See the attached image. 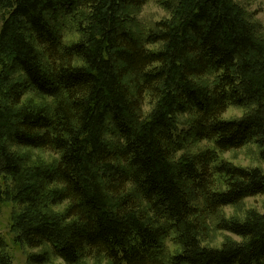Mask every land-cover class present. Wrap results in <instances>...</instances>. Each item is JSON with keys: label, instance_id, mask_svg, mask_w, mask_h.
Wrapping results in <instances>:
<instances>
[{"label": "trees", "instance_id": "trees-1", "mask_svg": "<svg viewBox=\"0 0 264 264\" xmlns=\"http://www.w3.org/2000/svg\"><path fill=\"white\" fill-rule=\"evenodd\" d=\"M151 1L169 16L141 26ZM0 24V200L31 264H264V213L221 216L264 196L262 168L222 157L264 163V39L239 3L0 0Z\"/></svg>", "mask_w": 264, "mask_h": 264}, {"label": "rangeland", "instance_id": "rangeland-1", "mask_svg": "<svg viewBox=\"0 0 264 264\" xmlns=\"http://www.w3.org/2000/svg\"><path fill=\"white\" fill-rule=\"evenodd\" d=\"M245 10L248 16H251L253 22L257 25L258 35L264 39V0H235ZM169 14L162 10L156 1L148 3L139 14L135 17L142 26H151L154 22H159L167 18ZM1 27V24H0ZM78 39L76 33L67 34V41H75ZM35 95V94H34ZM33 94L25 96L24 103L35 107H41L44 105L40 98H36ZM245 110L230 108L224 115V118H240L244 115ZM205 146L201 144L200 147ZM197 146L194 147V150ZM19 154H29V160L32 165L35 164H51L56 158L54 154L36 150H27L24 148H18ZM222 157L235 165L245 167H260L264 170V163L259 159V152L255 145H248L241 150L232 151L230 153L223 154ZM11 182L0 177V190L6 192L11 186ZM65 206L57 207L55 212L63 211ZM252 212L264 213V196H256L246 199L238 206L228 207L222 210L221 216L227 219L235 218L239 220H245ZM18 213L17 206L8 198L4 197V200H0V235L4 237L8 244V251L13 259V264H31L29 259L33 254H40L44 249H30L28 247H21L15 243V234L12 229V223L15 215ZM236 240V237L229 235L228 233L213 232L211 241L209 242L212 247H220V245L226 240ZM48 251V248L45 247ZM175 249L174 247H172ZM96 260H86L83 264H96ZM48 264H64L61 260L56 258L53 254L50 255V261Z\"/></svg>", "mask_w": 264, "mask_h": 264}]
</instances>
